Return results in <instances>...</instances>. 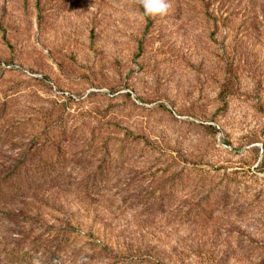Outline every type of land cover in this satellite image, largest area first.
Masks as SVG:
<instances>
[{
	"label": "rangeland",
	"instance_id": "rangeland-1",
	"mask_svg": "<svg viewBox=\"0 0 264 264\" xmlns=\"http://www.w3.org/2000/svg\"><path fill=\"white\" fill-rule=\"evenodd\" d=\"M168 3L0 0V264H264V0Z\"/></svg>",
	"mask_w": 264,
	"mask_h": 264
},
{
	"label": "trees",
	"instance_id": "trees-1",
	"mask_svg": "<svg viewBox=\"0 0 264 264\" xmlns=\"http://www.w3.org/2000/svg\"><path fill=\"white\" fill-rule=\"evenodd\" d=\"M54 131H57L55 127L47 126L45 132L49 136V134H52ZM40 144L41 142H38V145ZM41 150L42 148H40L36 153H34V155H32L31 158L27 160V162L21 164L19 168H15L11 174L9 173L8 175L4 176L1 182L2 185L0 187L1 201L17 199L23 195H27L31 191H39L40 189H42V186H39L40 184H44L48 181V179L54 178L53 171L57 170V168H55V158L53 157L54 153H51V157L48 158L45 162H43L41 158ZM53 150L54 149H52L51 151ZM56 159L59 161V158ZM103 176L104 172L97 170L94 173V180H98ZM89 191L99 192L100 189L96 188L95 190L93 188ZM42 242L43 241L41 240L35 239L30 243L28 247H25V249L29 253H36L40 251L43 247ZM14 250L15 252H20L22 250V246L16 247ZM49 253L56 255L55 253H58L56 252V247L52 248Z\"/></svg>",
	"mask_w": 264,
	"mask_h": 264
},
{
	"label": "clouds",
	"instance_id": "clouds-1",
	"mask_svg": "<svg viewBox=\"0 0 264 264\" xmlns=\"http://www.w3.org/2000/svg\"><path fill=\"white\" fill-rule=\"evenodd\" d=\"M146 16L156 17L167 14L170 4L168 0H139Z\"/></svg>",
	"mask_w": 264,
	"mask_h": 264
}]
</instances>
